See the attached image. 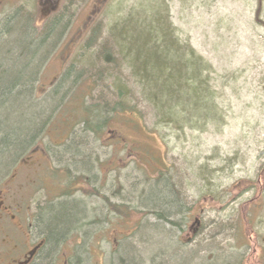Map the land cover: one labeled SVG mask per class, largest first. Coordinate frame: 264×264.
Returning <instances> with one entry per match:
<instances>
[{"label": "rangeland", "instance_id": "374dc122", "mask_svg": "<svg viewBox=\"0 0 264 264\" xmlns=\"http://www.w3.org/2000/svg\"><path fill=\"white\" fill-rule=\"evenodd\" d=\"M56 3L55 14L43 17ZM152 8L169 16L180 43L190 45L209 66L204 74L209 76L211 110L192 123L187 113L177 127L159 124L124 65L119 72V64L96 57L88 61L104 46L116 51L109 40L116 24L129 16L150 19ZM61 16L64 26L54 41L61 39L42 60L31 93L35 104L60 107L45 119L33 143L36 150L24 151L0 173L4 204L16 218H0V264L23 258L43 239L39 217L48 225L62 220L71 226L64 210L73 205L72 198L81 203L83 217L62 232L51 255H43V248L33 264H124L120 259L129 255L139 264H264V0H0V45L10 39L9 30L16 48L27 52L23 22L29 38L38 42ZM87 41L92 48H84ZM27 53L11 63L1 60L3 69L10 68L4 81L12 83ZM71 66L72 75L81 74L82 81L62 90L65 100L44 102ZM103 68L114 73L106 87L86 78ZM114 79L129 84L138 114L132 122L112 114L95 139L82 129L88 128L82 112L114 102L112 89L107 90ZM0 114L7 116V133L25 131L35 117L16 99L1 104ZM118 137H124V146L115 143ZM73 140L81 148L78 159L70 153ZM104 165L109 166L105 174L100 171ZM81 174L87 184L78 181ZM167 178L169 198L181 211L169 219L160 214L161 220L148 200L168 187ZM70 191L72 198L63 195ZM112 204L124 209L114 213L107 207ZM45 211L56 213L48 217Z\"/></svg>", "mask_w": 264, "mask_h": 264}, {"label": "trees", "instance_id": "16d2710c", "mask_svg": "<svg viewBox=\"0 0 264 264\" xmlns=\"http://www.w3.org/2000/svg\"><path fill=\"white\" fill-rule=\"evenodd\" d=\"M152 9L150 19L129 16L125 21L116 24L111 29L109 38L116 51L114 52L112 47L104 46L101 52L90 56L88 61L91 62V60L96 57L98 60L101 59L108 65L111 64L117 67L119 64V72L123 68L122 65H124L125 68L131 72L132 78H134L133 84L136 88L142 89L143 99L149 102L158 114L159 117L157 116V118L160 119L159 124H171L177 127L179 121H186V119L181 120L180 117L187 113H190V118H188L187 121L192 123L194 118H200V115L203 116L205 112L208 114V111L210 112L211 110L209 109L210 104H208L213 100L209 90V76H205L204 74L205 71L207 72V69H209V66L196 54L190 45H182L180 43L169 16L161 13L160 8ZM62 19V16L55 19L51 23V26L44 31L43 35H45L38 42H33L31 38H29L27 20L23 22L22 28L25 30L22 39L23 42L27 40L25 44L29 49V51H27L28 53L24 52L23 48H20V50L16 48V41L13 39L14 33L6 30V36L10 39L0 45V105L2 104V106H5L11 100L16 99L27 109H30L31 112L33 111L35 117H33L31 122H28L29 127L25 131H11L7 133L4 132L3 129V124L7 123V116L2 117L0 114V173H3L11 166L24 151L28 149L31 151L35 150V148H33L35 137L42 130L45 119H48L55 109L42 106L43 103L40 106V104L31 102V93L32 84L37 71L42 66L40 64H43L41 63L42 60L48 57L51 47L53 49L56 46V43H54L56 39L55 34L59 32L61 26H64L62 24ZM18 27H20L19 23ZM64 29H66V26ZM10 47H12V50ZM84 48H92L91 41H87ZM12 51H16L18 56H13ZM26 53L28 55L24 67L20 71L19 68L16 67L15 69L17 70L15 72L13 71V74L17 73L12 79V83L4 81L3 77L8 75L10 68L6 70L3 69L1 60L3 59V61H5L6 57L9 63H11L13 60L24 58ZM81 57L83 58L84 56ZM115 57H117V60ZM73 70L74 68L71 66L70 70L66 72L61 80L58 81L57 85L53 87L52 93L47 96L44 102H49L50 97L55 100H58L59 97L65 100L66 97L63 96L65 92L62 90H65L66 86L68 87L69 85L76 87L75 85H78L79 82L82 81V79H80L81 74L77 73L76 75H72ZM113 74L112 70L108 71V68H103L101 71L94 72L92 75L88 74L90 77L86 78L94 81L96 85L104 83L106 87L107 84L105 83L111 81ZM113 81L114 83H112V86L109 85L107 90L112 89L113 92H110V94L116 96L113 100L114 102H112V104L108 102L110 105L103 102L104 104L101 107H84L82 112L87 119H83V122H80H82L84 127H88L82 129L86 132L89 131L95 139L105 129L110 121L109 117H111L112 114L122 115L124 118L130 120L129 122H132L131 117H137L136 114H138L137 107L132 105L134 102H131V96H134V92L130 89L129 84L122 83L119 79H114L112 82ZM70 97L67 100H69ZM71 100L74 101L75 97L71 98ZM59 107L60 106H57L54 112L57 111ZM113 137L116 139L115 136ZM119 139L118 137L115 143L121 142L124 144L125 140H122L124 137H122L121 141ZM74 142L73 140V143ZM77 146L76 149L74 146V150H71L70 153L73 152V157L78 159V157H81V148L79 150ZM18 150L22 151L17 153ZM97 162L99 163V161ZM83 163H85V161H83ZM80 166L84 165L82 164ZM108 168V165L107 167L104 165V167H100V171L105 174ZM161 171L162 169H159V172ZM162 176L163 175H161V177ZM164 181L168 182V187L165 186L166 188L159 192L158 196H151L150 200H148L149 204L157 209L156 212L158 213H156V215L158 214L157 217L161 220H163L162 215L165 217L167 215V219H169L171 214L178 215L179 211H181L176 200L169 198V196L172 195L169 188V179L167 178ZM96 194L98 193L96 192ZM107 207L108 209L111 207L110 211L113 212L115 210L119 212L124 209L123 206L113 204ZM79 208L80 206L71 205L69 209L64 210L68 219L71 218L73 220L71 226L62 220H57L53 225H48L49 223L46 224L45 219L41 217L42 220L39 217L38 229L44 235L43 240H45V245L43 248H46L43 255L46 252L51 255L57 244L63 240L60 239L62 237V232L65 231L67 233L68 229L76 225L77 221L83 217V208ZM45 212L44 215L48 217L56 213V211H51L49 213ZM149 213L150 212H148V214ZM80 224L82 223L80 222ZM130 257L132 256L129 255V257L126 256L120 260H122L124 264L140 263L137 262L136 259ZM39 263L46 264V261L43 260ZM210 264H216V261Z\"/></svg>", "mask_w": 264, "mask_h": 264}, {"label": "flooded vegetation", "instance_id": "af4514ba", "mask_svg": "<svg viewBox=\"0 0 264 264\" xmlns=\"http://www.w3.org/2000/svg\"><path fill=\"white\" fill-rule=\"evenodd\" d=\"M48 3V5H50V2L49 1H47ZM42 6V5H41ZM59 3H56L55 5H54V7L53 6H50L48 9H50V10H48V9H45L44 10V12L42 13L43 14V17H47V16H51L53 13L55 14V12L59 9ZM53 14V15H54ZM117 145H120V146H124V144L123 143H119V142H117L116 143ZM74 146H76V142H74L73 144H72V148H74ZM36 150V149H35ZM35 150H33V152L35 151ZM32 152V153H33ZM29 160V159H28ZM28 160H24V162H23V164H27L28 163ZM90 165V164H89ZM32 166V165H31ZM91 167V166H90ZM88 168V167H87ZM86 170H88V169H86ZM66 172L67 173H69L70 175H71V172L68 170V169H66ZM106 172H108V169H107V171ZM78 179V181H80V180H82V181H85L86 182V184H87V178H86V175L85 174H81L80 175V177H78L77 178ZM77 179H75V180H77ZM12 182V181H11ZM10 182V183H11ZM9 183V182H8ZM72 183V182H71ZM92 192L94 193V191L92 190ZM4 194H6V192L4 191V190H0V218L2 219V218H9L10 217V220H12V222L13 221H15V217L13 216V215H11L10 214V208L9 207H7L5 204H4V201H3V197H4ZM58 194H62V193H60V192H58V193H56V194H54V196H56V195H58ZM64 196H69L70 198H72V195H73V193H72V191H70L69 193H64L63 194ZM103 198V197H102ZM73 199V205H79V206H82L81 205V203L80 202H78V200H76V198H72ZM61 202H63L64 203V201H61ZM58 204H60V203H57L56 205H58ZM66 204V203H65ZM46 205L47 206H50V207H54V206H56L55 204H52V203H46ZM70 205V204H69ZM39 208V207H38ZM38 216V213H37V215L35 214L34 216H32L31 217V219H35L36 217ZM90 223L88 222V224H87V226L89 225ZM29 225H31V224H29ZM29 225H28V227H29ZM16 227H19V229H23V227L22 226H20V225H16ZM41 243H42V245H41ZM41 245V246H40ZM44 245H45V240H43V239H41L40 241H39V243L38 244H36V245H34L31 249H30V251H28V253L27 254H25L24 256H23V258L21 257V258H18V259H15V260H12V262L10 263V264H25L26 262H28L27 264H33L34 263V260L36 259V257H37V255L39 254V252L41 251V249L44 247ZM40 246V247H39ZM39 247V248H38ZM38 248V249H37ZM14 251H13V254L17 251V247L15 246L14 248ZM35 249H37L36 251H35ZM9 258V257H8Z\"/></svg>", "mask_w": 264, "mask_h": 264}, {"label": "bare ground", "instance_id": "6f19581e", "mask_svg": "<svg viewBox=\"0 0 264 264\" xmlns=\"http://www.w3.org/2000/svg\"><path fill=\"white\" fill-rule=\"evenodd\" d=\"M60 39H61V37H59V39L55 42L56 45L59 43ZM51 49H52V47H51ZM51 49H50V50H51Z\"/></svg>", "mask_w": 264, "mask_h": 264}, {"label": "water", "instance_id": "95a60500", "mask_svg": "<svg viewBox=\"0 0 264 264\" xmlns=\"http://www.w3.org/2000/svg\"><path fill=\"white\" fill-rule=\"evenodd\" d=\"M38 248H39V247H38ZM38 248H37V249H38ZM37 249H35V251H36ZM27 263H28V262H26L25 264H27Z\"/></svg>", "mask_w": 264, "mask_h": 264}]
</instances>
